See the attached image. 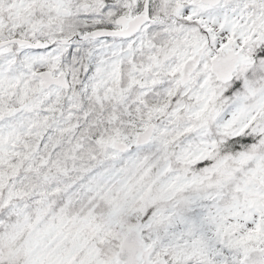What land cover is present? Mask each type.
I'll use <instances>...</instances> for the list:
<instances>
[{
    "label": "snow or ice",
    "instance_id": "1",
    "mask_svg": "<svg viewBox=\"0 0 264 264\" xmlns=\"http://www.w3.org/2000/svg\"><path fill=\"white\" fill-rule=\"evenodd\" d=\"M0 264H264V0H0Z\"/></svg>",
    "mask_w": 264,
    "mask_h": 264
}]
</instances>
